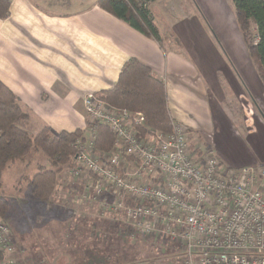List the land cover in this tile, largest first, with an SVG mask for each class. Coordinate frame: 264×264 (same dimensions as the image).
I'll return each mask as SVG.
<instances>
[{"label": "crops", "instance_id": "obj_1", "mask_svg": "<svg viewBox=\"0 0 264 264\" xmlns=\"http://www.w3.org/2000/svg\"><path fill=\"white\" fill-rule=\"evenodd\" d=\"M147 1L162 46L99 8L97 0H8V15L0 18V81L28 113L24 129L82 130L84 98L113 87L121 66L136 58L165 83L171 118L204 142L210 133L216 137L224 163L237 168L264 162V80L238 28L233 0H186L187 12L178 0L175 13L166 9L174 0ZM220 74L231 93H247L254 106L243 132L223 103ZM210 88L217 99L202 95ZM232 144L242 148H228ZM40 166L36 161L28 167L24 159L9 165L26 182Z\"/></svg>", "mask_w": 264, "mask_h": 264}, {"label": "built area", "instance_id": "obj_2", "mask_svg": "<svg viewBox=\"0 0 264 264\" xmlns=\"http://www.w3.org/2000/svg\"><path fill=\"white\" fill-rule=\"evenodd\" d=\"M83 105L70 175L84 179L100 210L118 212L134 235L178 244L181 264H264V166L221 164L176 121L163 132L95 94ZM96 125L112 133L110 152L96 151ZM0 255V264H22L3 220Z\"/></svg>", "mask_w": 264, "mask_h": 264}, {"label": "rangeland", "instance_id": "obj_3", "mask_svg": "<svg viewBox=\"0 0 264 264\" xmlns=\"http://www.w3.org/2000/svg\"><path fill=\"white\" fill-rule=\"evenodd\" d=\"M177 2L178 0H174L166 9L177 12ZM180 6L184 12L190 10V2L186 0H182ZM253 27L252 25L249 34V45L256 42ZM208 31L212 35L209 28ZM219 77L223 103L232 110L237 123H242L243 132L245 124L251 125L254 111L251 99L247 93L238 96L232 92L236 96L234 98L229 88L231 85L224 81L221 74ZM238 85L243 88L240 81ZM236 86L235 84L234 87ZM215 94L211 88L205 94L202 92V95L212 99H217ZM238 113L241 114L242 121ZM84 116L86 117L85 110ZM86 125L87 123L84 127ZM185 127L191 134L192 145L202 149L213 148L219 162L230 167L222 161L221 154L224 153L216 137L213 138L210 133V137L204 142L199 132L196 133L192 127ZM228 148L242 147L232 144ZM23 159L28 167H33L37 161L38 166L42 163L40 170L56 169L37 148H33ZM41 159L44 161L41 162ZM263 164L258 160L255 165ZM9 165L10 163L2 173L1 195L8 202L3 221L11 229L14 245L20 255L17 258L21 259L22 264H181L178 244L141 237L137 233L134 235L132 228L123 222L118 212L99 209L98 204L92 200L90 191L84 186V181H76L77 178L69 175L67 165L62 166L48 201L34 198L30 184L19 177L18 170ZM90 253L92 256L87 257Z\"/></svg>", "mask_w": 264, "mask_h": 264}, {"label": "trees", "instance_id": "obj_4", "mask_svg": "<svg viewBox=\"0 0 264 264\" xmlns=\"http://www.w3.org/2000/svg\"><path fill=\"white\" fill-rule=\"evenodd\" d=\"M147 0H97L99 8L120 19L142 35L162 46L160 35ZM8 0H0V18L8 15ZM233 11L247 50L256 64L259 76L264 80V0H233ZM255 27L257 41L248 44L251 26ZM109 105L141 112L146 125L163 132L171 131V118L167 108L165 83L145 64L136 58L128 59L120 68L113 87L95 94ZM28 119L15 94L0 81V220H3L8 202L2 193V173L10 163L23 160L33 148L41 150L56 169L40 170L27 182L34 198L48 201L63 165L73 167L75 151L72 144L81 131L53 132L44 126L35 134L24 129ZM95 149L99 153L110 152L113 135L102 125H96ZM107 258V257H106ZM2 256L0 255V260Z\"/></svg>", "mask_w": 264, "mask_h": 264}]
</instances>
